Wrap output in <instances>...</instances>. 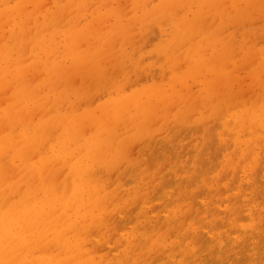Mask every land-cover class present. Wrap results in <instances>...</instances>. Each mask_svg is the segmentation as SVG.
<instances>
[{
    "label": "bare ground",
    "instance_id": "1",
    "mask_svg": "<svg viewBox=\"0 0 264 264\" xmlns=\"http://www.w3.org/2000/svg\"><path fill=\"white\" fill-rule=\"evenodd\" d=\"M60 13L42 23L53 28ZM258 22L234 11L195 31L189 21L157 27L127 57L141 86L131 89L128 64L113 73L121 114L96 132L82 124L68 66L57 64L42 86L17 74L0 104V264H264V93L237 106L209 92L223 78L214 51L238 54L236 41L264 40ZM84 32L70 22L54 31L65 59L77 57ZM165 66L173 80L144 85ZM11 68L21 70L17 59L0 58V87ZM194 75L204 102L195 113L176 87ZM154 92L165 111L158 119ZM41 107L47 114L29 116Z\"/></svg>",
    "mask_w": 264,
    "mask_h": 264
},
{
    "label": "rangeland",
    "instance_id": "2",
    "mask_svg": "<svg viewBox=\"0 0 264 264\" xmlns=\"http://www.w3.org/2000/svg\"><path fill=\"white\" fill-rule=\"evenodd\" d=\"M206 1L199 14L200 0H168L160 9L155 8L159 0H0V58L6 61L7 65L17 59L21 69L11 68L13 76H7L9 84L5 83L0 87V104L5 105L11 97L10 88H13L17 74L24 77L30 85L42 86L50 79V74L57 64L68 66L69 80L82 95L77 107L82 116V124L85 129L96 132L103 126L101 124L112 122L121 114L117 110L119 103H112L115 98L111 97L115 88L112 79L116 76L113 73L121 65L128 64L127 78L131 89L135 90L141 86L132 80L135 79L136 68L127 57L131 50L143 46L144 42L148 44L153 41L152 36L158 34L156 30L162 31L174 22L189 21L195 31L211 24L213 20L220 19L223 13L234 11L248 12L250 18L252 16L255 20L259 19L258 23L264 21L261 20L264 18V0ZM57 4L61 6L58 11ZM52 11L62 12L53 20V28L42 23L46 17L45 13ZM197 15L200 17L197 18ZM21 20L24 21L22 24ZM69 22L74 24L76 32L85 30L78 36L81 37L76 46L78 55L73 61L65 59V56H68L65 43L52 37L54 31L62 32ZM15 34L24 38L23 45ZM83 35L85 36L82 37ZM41 41L43 47H40ZM255 41L256 39L251 37L248 41H236L234 47L240 51L238 54L214 51L213 57L219 77L223 76L218 80L222 92L219 87H213L209 89L210 95L214 97L217 92L220 98L227 101L236 97L237 100L233 104L237 106H240L237 103H250L261 97L264 93L261 91V87H264V40ZM150 48L151 46L148 50ZM2 70L5 69H0ZM197 79L199 77L194 75L182 77L176 82V87L178 83H183L180 88L177 87L181 97L193 100L194 113L201 110L204 103L199 97L202 80L193 82ZM162 80H173L167 66L161 76L154 79L149 77L144 85L161 83ZM110 82L112 83L109 84ZM227 83L229 87L226 86ZM168 91L169 94L174 93L170 89ZM152 96L157 109L154 119H158L165 111L159 104V93L154 92ZM179 103L173 110L177 109ZM28 114L38 119L47 114V111L41 107ZM158 128L160 127H155V130ZM233 163H237V159ZM228 180L232 183L231 179Z\"/></svg>",
    "mask_w": 264,
    "mask_h": 264
}]
</instances>
